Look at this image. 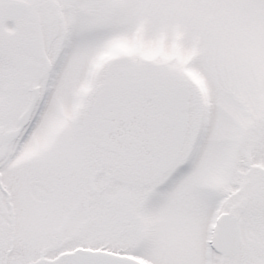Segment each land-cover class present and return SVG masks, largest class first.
<instances>
[{
    "label": "snow or ice",
    "instance_id": "1",
    "mask_svg": "<svg viewBox=\"0 0 264 264\" xmlns=\"http://www.w3.org/2000/svg\"><path fill=\"white\" fill-rule=\"evenodd\" d=\"M0 264H264V0H0Z\"/></svg>",
    "mask_w": 264,
    "mask_h": 264
}]
</instances>
